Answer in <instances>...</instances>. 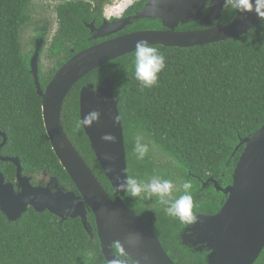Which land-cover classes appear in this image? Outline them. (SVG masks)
Here are the masks:
<instances>
[{"label":"trees","instance_id":"trees-1","mask_svg":"<svg viewBox=\"0 0 264 264\" xmlns=\"http://www.w3.org/2000/svg\"><path fill=\"white\" fill-rule=\"evenodd\" d=\"M53 2L50 4L54 5L58 31L55 49H51L55 56L52 74L71 56L63 55L64 40L68 35H80L83 22L89 20L88 6L82 0ZM48 7H43V0H0V132L7 137L0 155L18 158L23 176L35 177L44 171L77 193L51 149L43 125L41 99L29 73L31 49H23L27 43L22 37L24 30L34 25L40 11ZM240 14L227 5L213 26L227 24ZM159 52L165 57L166 67L157 86L140 90L132 56L123 63L124 72L118 76L114 96L123 129L128 177L146 182L156 175L172 180L176 185L173 198H178L186 180L191 182L193 193L197 179L221 174L228 178L240 156L238 150L234 152L239 139L253 136L264 125V19L248 34L234 40ZM93 76L89 74L81 82L94 81ZM78 107L76 87L67 96L61 125L75 150L113 198L82 127L76 128ZM138 133L151 142L142 161L133 152ZM0 171L7 182L15 181L13 164L0 161ZM123 202L159 237L175 235L179 219L168 220L165 206L156 197L142 194L133 198L126 193ZM151 215L157 219L150 222ZM88 222L92 240L79 219L61 222L47 211L36 213L28 208L18 221L10 223L0 214V264H107L92 213ZM113 251L123 258L115 245ZM181 264L190 263L183 259ZM255 264H264V249Z\"/></svg>","mask_w":264,"mask_h":264},{"label":"water","instance_id":"water-1","mask_svg":"<svg viewBox=\"0 0 264 264\" xmlns=\"http://www.w3.org/2000/svg\"><path fill=\"white\" fill-rule=\"evenodd\" d=\"M207 0H149L135 19L158 18L169 29L167 33H142L122 37L77 53L53 76L43 93L37 74L38 51L30 60V74L41 98L44 129L51 149L67 173L77 194L55 185L34 187L31 178L23 176L18 158L2 157L16 169L14 183L7 182L0 171V214L10 223L18 221L28 208L36 213L47 211L60 219H79L84 231L92 240L94 235L88 222L89 212L94 216L96 237L107 264H174L162 249L157 237L139 216L123 202L126 193L116 188L127 174L123 129L114 99L113 82L105 79L94 90L86 84L79 93V119L91 111L100 113L99 122L83 128L90 148L113 191V198L105 192L98 179L85 164L67 138L60 122L63 100L72 87L90 72L102 65L135 50L137 41L150 45L192 48L212 43L234 40L248 34L262 19L256 13H241L235 20L217 27L197 32L173 33L177 23H189L201 16ZM227 5L225 0H214L200 25L217 22ZM112 24L108 27L119 26ZM89 28L94 29L93 25ZM105 25L98 30V37ZM115 31H113L114 33ZM95 38V37H94ZM118 119V123H114ZM114 136L115 142L102 139ZM1 148L6 144V134L0 132ZM242 149L234 164L232 184L221 190L226 202L215 216L204 218L210 230L212 253L208 264H254L264 249V125L251 137L239 139L235 151ZM116 246L128 261L120 260L113 251Z\"/></svg>","mask_w":264,"mask_h":264},{"label":"flooded vegetation","instance_id":"flooded-vegetation-1","mask_svg":"<svg viewBox=\"0 0 264 264\" xmlns=\"http://www.w3.org/2000/svg\"><path fill=\"white\" fill-rule=\"evenodd\" d=\"M86 3L88 21L83 22L84 31L77 37L68 35L67 40H64L62 44L63 55H71L65 62L52 74L53 62L55 60L54 54H52L51 49L54 48V41L56 38V33L58 31L57 17L54 13L53 0H43V7L50 6L48 8H53V13H49L47 10L40 11L36 22L31 25L28 30L30 33L27 36V43L23 46V49H31L29 51V73H30V60L34 55L36 49L38 51L37 60V74L40 84L41 91L44 93L49 83L51 82L53 76L58 72V70L74 55L82 52L91 47L101 45L112 40H116L122 37L135 36L142 33L154 32V33H167L169 29L165 27L163 21L158 18H145V19H135V17L144 9L149 0H82ZM214 0H207L205 7L201 11V16L197 20H193L189 23H177V26L173 29V33L182 34L186 32H197L201 30L210 29L213 27L214 23L209 25H200V22L205 18L208 13L209 7ZM51 3V4H50ZM47 8V9H48ZM226 8V7H225ZM46 9V8H45ZM225 10V9H224ZM119 26L108 27L112 24L123 23ZM93 25L94 29L89 28V25ZM105 25L103 33L107 35L98 37V30ZM220 26V25H219ZM113 31H115L113 33ZM95 37V38H94ZM162 51L165 49H185L179 47H164L161 45H152ZM198 46L192 47V49ZM77 49V51H76ZM190 49V48H186ZM134 51L124 56H121L115 60L108 62L105 65L97 68L96 70L90 72L89 74H94V81L81 82L87 77L79 80L70 90L76 89L78 87V105H79V93L81 89L88 83L94 86V90H97L105 79H109L113 84V94L114 88L118 84V76L122 75L124 72L123 63L126 59L134 56ZM131 66V64L129 65ZM31 75V74H30ZM51 76V77H50ZM34 84V83H33ZM36 90V89H35ZM69 92V93H70ZM63 100L61 107V114L64 105L67 103V96ZM41 99V98H40ZM79 109V107H78ZM61 122V119H60ZM62 126V125H61ZM63 128V127H62ZM64 130V129H63ZM65 133V130H64ZM66 134V133H65ZM67 136V135H66ZM241 154L242 149L238 150ZM233 166V165H232ZM233 169L228 178H225L223 174L220 176H210L204 180L197 179V185H195V190L191 195L193 196L194 207L192 209L194 215L197 216V222L194 224L182 223L180 220L177 222V229L173 237H166L155 235L166 253V255L171 259L174 264H181L184 259L190 264H208V258L212 253V248L209 243L210 230H208L204 225V218L208 216H215L226 202L227 197L224 196L221 190L232 184L231 176L233 174ZM27 177V176H26ZM31 178V184L34 187H50L51 189L55 185L53 179H56L51 174L46 172H41L35 177ZM14 183V182H13ZM62 186V185H60ZM67 190L64 186H62ZM54 192V189H52ZM178 191L176 192V194ZM77 194V193H76ZM91 213V212H89ZM167 215V214H166ZM157 218L151 215L148 220L155 221ZM168 220L174 219L167 215ZM145 222V221H144ZM149 226V225H148ZM150 227V226H149ZM157 228L155 227V230ZM156 232V231H155ZM260 256V255H259ZM259 258V257H258ZM120 259V258H119ZM122 261L127 260L124 255ZM258 260V259H257ZM256 260V261H257ZM255 261V263H256ZM254 263V264H255Z\"/></svg>","mask_w":264,"mask_h":264},{"label":"clouds","instance_id":"clouds-1","mask_svg":"<svg viewBox=\"0 0 264 264\" xmlns=\"http://www.w3.org/2000/svg\"><path fill=\"white\" fill-rule=\"evenodd\" d=\"M225 4L241 13H252L253 11L260 19H264V0H225ZM134 75L139 83L140 90L151 89L157 86L160 73L165 69V57L158 49L150 45L146 40L137 41L134 52ZM115 99V97H114ZM100 113L91 111L79 119L76 128H90L94 123L99 122ZM118 123V119L114 121ZM105 141L115 142V137L108 134L102 137ZM150 141L145 140L143 134L134 137L133 152L138 160H144L150 150ZM183 194L173 198V191L176 185L169 179H162L153 175L148 181L137 180L134 177H125L118 183V193H128L131 197H140L147 194L149 197H156L164 211L171 217L178 218L182 223L194 224L197 216L192 209L194 207L193 196L191 195L192 184L184 181L181 185Z\"/></svg>","mask_w":264,"mask_h":264},{"label":"rangeland","instance_id":"rangeland-1","mask_svg":"<svg viewBox=\"0 0 264 264\" xmlns=\"http://www.w3.org/2000/svg\"><path fill=\"white\" fill-rule=\"evenodd\" d=\"M45 10H47L49 13H53V8H48ZM29 33H30V30H28V29L24 30V33L22 34V37L24 38V40L27 38V36H30V35H28Z\"/></svg>","mask_w":264,"mask_h":264}]
</instances>
